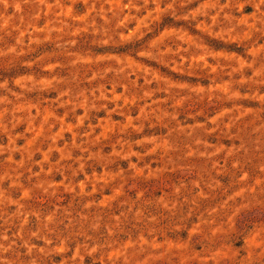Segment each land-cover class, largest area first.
<instances>
[{"label": "rangeland", "instance_id": "obj_1", "mask_svg": "<svg viewBox=\"0 0 264 264\" xmlns=\"http://www.w3.org/2000/svg\"><path fill=\"white\" fill-rule=\"evenodd\" d=\"M0 264H264V0H0Z\"/></svg>", "mask_w": 264, "mask_h": 264}]
</instances>
